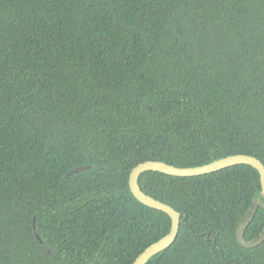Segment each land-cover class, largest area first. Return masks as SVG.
Here are the masks:
<instances>
[{"label":"trees","instance_id":"16d2710c","mask_svg":"<svg viewBox=\"0 0 264 264\" xmlns=\"http://www.w3.org/2000/svg\"><path fill=\"white\" fill-rule=\"evenodd\" d=\"M238 154L264 166V0H0V264H133L171 221L132 169ZM138 186L181 219L146 264H264L252 167Z\"/></svg>","mask_w":264,"mask_h":264},{"label":"water","instance_id":"95a60500","mask_svg":"<svg viewBox=\"0 0 264 264\" xmlns=\"http://www.w3.org/2000/svg\"><path fill=\"white\" fill-rule=\"evenodd\" d=\"M235 165H248L257 171L261 186L260 196L264 198V166L259 160L248 155L238 154L227 156L221 159L214 160L208 164L190 168H177L159 161H147L134 167L129 174L128 182L131 194L139 203L143 204L144 206L161 211L168 215L171 221V225L169 233L157 242L147 247L141 254L137 256L133 264H146L151 258L170 247L176 239L181 222L180 214L173 208L158 200L153 199L140 190L138 186V177L141 173L146 171H155L174 177H194L210 174ZM88 169H90V166H80L69 171L67 176L75 175ZM260 205L264 207V205L261 204V199L258 197L257 199H255L254 204L249 210L245 219L238 225L235 231L236 241L243 248H254L259 246L264 241V232L258 238L252 241H246L244 239L245 228L251 222L256 209ZM32 228L37 241L42 245V247L46 249V251H48L43 241L40 239L36 232L34 221L32 223Z\"/></svg>","mask_w":264,"mask_h":264}]
</instances>
